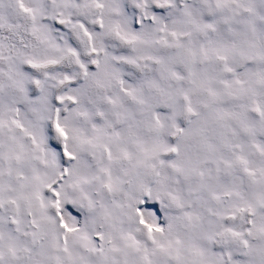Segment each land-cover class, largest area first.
Segmentation results:
<instances>
[{
	"label": "snow or ice",
	"instance_id": "obj_1",
	"mask_svg": "<svg viewBox=\"0 0 264 264\" xmlns=\"http://www.w3.org/2000/svg\"><path fill=\"white\" fill-rule=\"evenodd\" d=\"M0 264H264V0H0Z\"/></svg>",
	"mask_w": 264,
	"mask_h": 264
}]
</instances>
